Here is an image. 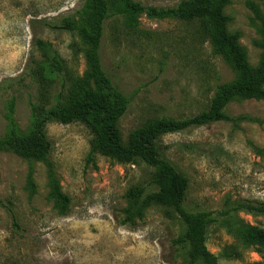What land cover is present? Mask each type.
Instances as JSON below:
<instances>
[{
    "label": "rangeland",
    "instance_id": "rangeland-1",
    "mask_svg": "<svg viewBox=\"0 0 264 264\" xmlns=\"http://www.w3.org/2000/svg\"><path fill=\"white\" fill-rule=\"evenodd\" d=\"M145 7L171 8L184 0H133ZM262 11V0H230L227 27L240 35L248 62L258 68L262 38L250 4ZM86 0H0V139L9 132L8 103L14 98L15 120L22 131L30 124V102L36 86L27 74L39 59L35 42L52 45L74 75L86 70L84 56L73 43L80 37L56 31L46 23L80 20ZM105 72L130 100L119 128L123 141L147 121L186 119L206 110L219 85L238 75L214 54L200 22L140 16L135 31L121 19L106 22L101 49ZM225 113L235 121L217 122L163 135L162 156L189 179L187 209L207 211L213 218L228 200L264 203V99L235 101ZM51 159L62 191L69 196L66 215L49 196L47 168L31 166L11 152L0 151V264H182L183 249L173 241L185 231L170 208L152 206L136 225L124 224L126 194L133 186L148 193L154 169L144 163L122 165L97 155L89 158L91 131L83 123L47 127ZM33 170L35 192L29 188ZM245 223L264 229V216L237 213ZM238 244L223 226H210L208 249L220 257ZM240 248L242 246L238 244ZM240 259L218 264H264L256 247L241 249Z\"/></svg>",
    "mask_w": 264,
    "mask_h": 264
},
{
    "label": "trees",
    "instance_id": "trees-1",
    "mask_svg": "<svg viewBox=\"0 0 264 264\" xmlns=\"http://www.w3.org/2000/svg\"><path fill=\"white\" fill-rule=\"evenodd\" d=\"M264 3V0H262ZM230 0H184L176 7H145L133 0H86L80 20L64 19L59 24L46 23L56 31H67L80 37L83 47L73 43L76 55L84 56L86 70L83 75H74L52 45L41 40L35 42L39 59H32L27 74L36 86V99L30 102L29 127L22 131L15 120L16 100L8 103L6 119L9 132L0 139V151L11 152L27 161L43 163L47 168L49 196L59 214L69 210L70 198L61 188L51 159L52 143L47 127L50 123L69 125L83 123L92 133L89 158L97 155L114 160L122 165L144 163L153 168V192L144 187L133 186L126 194L124 224L136 225L142 221L152 206L172 209L185 227L184 233L173 241L183 249L186 260L182 264H218L219 258L240 259L242 250L256 247L264 254V229L251 226L237 217L245 212L251 216H264V203L228 200L218 215L212 212H190L187 209L189 179L166 160L158 140L166 134L176 133L192 127L236 119L225 113L235 101L264 99V10L250 4L262 38L263 50L258 68L248 62L247 51L240 44V35L228 30L225 8ZM150 19L200 22L202 35L210 41L214 54L220 56L237 73L238 78L228 84L219 85L208 108L186 119L156 118L147 121L133 131L127 143L123 141L119 128L121 119L129 110L130 100L113 83L103 68L101 49L106 22L121 19L129 31H135L140 16ZM264 153L263 150L259 151ZM29 188L35 192L33 170L29 175ZM219 223L238 244L227 246L219 256L207 246L210 226Z\"/></svg>",
    "mask_w": 264,
    "mask_h": 264
}]
</instances>
